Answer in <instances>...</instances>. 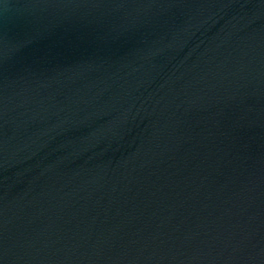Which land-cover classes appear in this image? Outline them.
<instances>
[{
  "label": "water",
  "instance_id": "obj_1",
  "mask_svg": "<svg viewBox=\"0 0 264 264\" xmlns=\"http://www.w3.org/2000/svg\"><path fill=\"white\" fill-rule=\"evenodd\" d=\"M0 264H264V0H0Z\"/></svg>",
  "mask_w": 264,
  "mask_h": 264
}]
</instances>
